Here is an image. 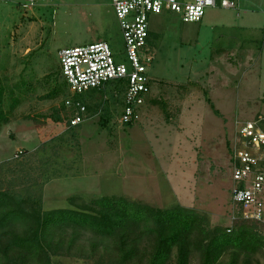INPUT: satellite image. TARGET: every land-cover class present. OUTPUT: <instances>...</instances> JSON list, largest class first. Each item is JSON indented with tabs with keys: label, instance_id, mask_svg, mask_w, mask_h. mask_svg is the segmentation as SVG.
<instances>
[{
	"label": "rangeland",
	"instance_id": "obj_1",
	"mask_svg": "<svg viewBox=\"0 0 264 264\" xmlns=\"http://www.w3.org/2000/svg\"><path fill=\"white\" fill-rule=\"evenodd\" d=\"M221 10L209 8L203 18ZM150 29L156 102L133 125L123 124L125 89L110 82L79 95L88 114L70 127L72 112L64 101L73 93L59 51L105 40L116 60L128 63L112 1L0 0V108L6 113L0 125L1 193L42 211L86 208L94 198L124 195L159 207L194 208L206 215L210 232L231 225L237 128L264 115V29L219 27L205 40L200 32L198 43L200 24L167 12L153 14ZM241 39L237 51L231 42ZM53 90L56 95L48 97ZM246 222L264 241V225ZM25 227L21 219L7 226L0 245ZM70 236L63 249L51 252V264H108L120 255L114 242L91 232L80 233L69 247ZM149 249L141 253L147 256ZM202 254L194 251L191 264H203ZM233 260L264 264V246L255 253L228 248L214 264ZM6 261L1 252L0 264ZM168 264H176L175 256Z\"/></svg>",
	"mask_w": 264,
	"mask_h": 264
},
{
	"label": "trees",
	"instance_id": "obj_2",
	"mask_svg": "<svg viewBox=\"0 0 264 264\" xmlns=\"http://www.w3.org/2000/svg\"><path fill=\"white\" fill-rule=\"evenodd\" d=\"M56 93L57 90H53L48 97ZM2 99L0 87V104ZM152 102L156 100L152 99ZM3 121H6V113L0 108V125ZM20 219L26 222L25 230L0 245V251L7 259L1 264H30L36 259L51 264V252L63 249L68 233L71 235L70 247L77 236L86 231L114 242L120 255L108 264H168L173 256L176 264H191L192 253L200 250L203 264H214L228 248L255 253L264 246L262 237L249 222L238 221L231 231L227 227L210 232L206 227V215L194 208L181 204L159 207L124 195L94 198L86 208L42 211L28 210L11 195L0 192L2 242L8 234L5 228L14 226ZM141 248L151 249L146 256L141 253ZM236 262L233 260L228 264Z\"/></svg>",
	"mask_w": 264,
	"mask_h": 264
},
{
	"label": "built area",
	"instance_id": "obj_3",
	"mask_svg": "<svg viewBox=\"0 0 264 264\" xmlns=\"http://www.w3.org/2000/svg\"><path fill=\"white\" fill-rule=\"evenodd\" d=\"M36 0H30L33 5ZM123 34L128 63L118 62L108 41H93L59 51L62 74L73 96L64 101L72 112L70 127L81 124L88 106L79 95L122 85L123 124L135 123L153 99L149 69L156 51L150 44L153 14H177L183 22H200L209 8H237L235 0H111ZM28 6V4H25ZM231 225L253 221L264 225V115L239 123L232 151Z\"/></svg>",
	"mask_w": 264,
	"mask_h": 264
},
{
	"label": "crops",
	"instance_id": "obj_4",
	"mask_svg": "<svg viewBox=\"0 0 264 264\" xmlns=\"http://www.w3.org/2000/svg\"><path fill=\"white\" fill-rule=\"evenodd\" d=\"M238 3L237 8L221 10V12L211 11L210 14L203 18L200 22V30L197 34V42L200 43V36L202 32V40L207 32L215 34L219 27L234 28L244 31H252L257 29H264V0H235ZM217 13V14H214ZM219 41H221L219 39ZM247 41V40H246ZM244 42L236 40L231 42L236 50H240V44ZM210 41H208V44ZM229 44L230 42H226ZM245 43V42H244ZM224 48V45H223ZM222 48V49H223ZM231 49V48H230ZM243 50H246L243 49ZM261 52V51H260ZM244 65V64H241ZM98 91H101L97 89ZM87 104V103H86Z\"/></svg>",
	"mask_w": 264,
	"mask_h": 264
}]
</instances>
